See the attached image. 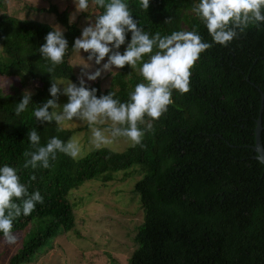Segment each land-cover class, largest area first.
Wrapping results in <instances>:
<instances>
[{
	"label": "trees",
	"instance_id": "1",
	"mask_svg": "<svg viewBox=\"0 0 264 264\" xmlns=\"http://www.w3.org/2000/svg\"><path fill=\"white\" fill-rule=\"evenodd\" d=\"M7 1L0 0V79L10 81L0 83V167L7 164L17 169L29 192L38 190L44 197L29 216L13 221V233L30 223L37 230L8 264L34 263L52 249L54 239L75 225L70 192L91 179L109 182L120 170L126 171L122 180L139 178L132 192L143 212L133 237L136 248L127 264H264V166L252 149L260 112L264 148V100L260 111L264 24L250 26L225 47L212 42L193 12L199 0H149L148 10L139 7V0H124L150 37L157 32L165 36L195 30L204 42L212 43L191 69L189 91L173 90L172 103L158 119L145 116L138 126L152 127L145 132L143 147L90 148L77 160L58 153L48 169L33 170L23 168L29 131L38 132L41 146L53 136L67 141L76 132L70 128L57 132L55 122L40 124L33 109L51 98V79L79 84L71 58L81 30L71 19L72 3L66 2L63 8L50 4L46 9L62 26L69 46L64 62L51 75L46 72L50 62L38 50L53 27L10 14ZM102 11L89 0L87 12L81 13L90 14L93 22ZM130 39L129 32L121 53ZM148 59L146 54L143 61ZM141 66L138 62L135 69L129 65L118 69L105 88L98 81L88 86L98 90L97 96L114 92V98L126 102L138 83H146ZM31 84L36 91L17 116L15 108Z\"/></svg>",
	"mask_w": 264,
	"mask_h": 264
},
{
	"label": "clouds",
	"instance_id": "2",
	"mask_svg": "<svg viewBox=\"0 0 264 264\" xmlns=\"http://www.w3.org/2000/svg\"><path fill=\"white\" fill-rule=\"evenodd\" d=\"M93 3L103 11L82 29L81 36L72 45L75 52L83 50L88 53L87 63L75 64L83 66L78 77L79 84L71 80L65 84L62 80L51 79V98L34 108L33 115L40 124L55 122L57 132L64 131L69 121L85 123L91 131L89 143L92 150L106 148L121 137L130 141L131 147H143L145 132L150 131L152 125H147L146 129L138 125L144 122L145 116L156 120L165 113L172 103L173 90L180 94L189 91L191 69L200 54L212 47V43L204 42L195 30L174 31L165 36L157 32L150 37L142 26H138L139 22L133 18L124 0H93ZM74 4L77 13L87 12L89 8V0H74ZM139 7L148 10L149 0H139ZM192 10L207 28L212 42L225 47L250 26L264 24V0H199ZM129 32L130 42L121 53L119 49L125 44ZM44 39L45 43L38 51L50 62L46 72L52 75L56 66L64 62L68 41L58 25ZM154 48L157 51L152 54ZM146 54L149 59L143 61ZM105 57L107 60L102 68L87 71L92 67V61L101 65ZM138 62H142L139 72L146 83H138L126 102L114 98V92L97 96L98 90L87 84V81L100 77L102 71H113V68L120 69L125 65L135 69ZM61 94L68 98L62 105L57 103ZM30 101L31 92L25 90L15 114L19 116L24 112ZM105 124H108L106 128L99 127ZM27 135L30 148L23 153L25 169H48L50 161H55L58 153L73 160L83 158L84 151L75 137L64 141L53 136L41 146V137L35 129ZM31 179L35 180V175ZM43 201L40 191L29 192L28 186L21 182L17 169L7 164L0 167V233L4 243L14 245L17 242L12 231L13 221L21 215L29 216L36 204Z\"/></svg>",
	"mask_w": 264,
	"mask_h": 264
},
{
	"label": "rangeland",
	"instance_id": "3",
	"mask_svg": "<svg viewBox=\"0 0 264 264\" xmlns=\"http://www.w3.org/2000/svg\"><path fill=\"white\" fill-rule=\"evenodd\" d=\"M66 2L73 5L71 19L78 23L81 30L78 35L80 37L82 29L91 23V15L77 13L74 0H9L7 9L10 14L20 18L45 21L54 27L60 25L56 22L54 15L46 9L50 4L63 8ZM87 55L88 53L83 50L80 53L74 51L72 54L71 64L74 65L73 69L77 79L83 66L75 64L87 63ZM106 60L107 57L101 65H96L92 61V67L87 71L94 72L96 68H102ZM117 70L113 68V71H102L101 76L95 81L100 83L101 88H105ZM59 80L64 81L65 84L68 82L65 79ZM85 80L87 81L86 77ZM95 81H87V84ZM1 82L3 85H8L10 81L1 78ZM36 88V85L31 84L26 90L33 93ZM60 88L63 89L62 84ZM67 99L66 95L61 94L60 99L57 100L58 104L66 103ZM107 126L108 124L99 127L106 128ZM66 128L76 130L72 137L79 140L84 152L91 148L89 143L91 131L85 123L78 120L69 121ZM130 143L121 137L108 147L120 151ZM124 172L126 171L115 172L114 179L109 182L103 183L91 179L85 181L77 189H73L68 199L75 205L74 227L66 234L56 237L52 243V249L45 251L34 263L30 264H127L132 251L136 248L133 237L135 229L143 221V212L139 207L138 197L132 192L139 178L129 177L122 180ZM36 230V225L30 223L24 230L14 232L17 237L14 245L6 244L3 238H0V264H8L12 254L25 239L33 236Z\"/></svg>",
	"mask_w": 264,
	"mask_h": 264
},
{
	"label": "water",
	"instance_id": "4",
	"mask_svg": "<svg viewBox=\"0 0 264 264\" xmlns=\"http://www.w3.org/2000/svg\"><path fill=\"white\" fill-rule=\"evenodd\" d=\"M263 100H264V94L261 92L260 111L263 107ZM261 129L262 127H261V112H260L259 117L256 120V126L254 129V145L252 146V149L256 153L254 158L260 161L264 166V148L261 143Z\"/></svg>",
	"mask_w": 264,
	"mask_h": 264
}]
</instances>
